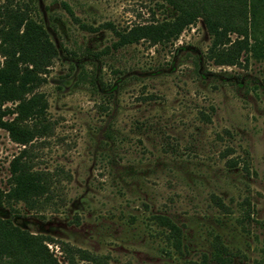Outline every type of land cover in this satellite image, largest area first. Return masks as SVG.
I'll return each mask as SVG.
<instances>
[{"label": "rangeland", "instance_id": "1", "mask_svg": "<svg viewBox=\"0 0 264 264\" xmlns=\"http://www.w3.org/2000/svg\"><path fill=\"white\" fill-rule=\"evenodd\" d=\"M10 1L56 53L37 87L51 131L26 146L49 187L28 206L5 196L23 145L0 127V217L44 236L60 264L59 241L93 264L209 263L218 242L230 264H264L262 62H212L200 18L162 43L116 44L117 31L173 16L162 0Z\"/></svg>", "mask_w": 264, "mask_h": 264}, {"label": "trees", "instance_id": "2", "mask_svg": "<svg viewBox=\"0 0 264 264\" xmlns=\"http://www.w3.org/2000/svg\"><path fill=\"white\" fill-rule=\"evenodd\" d=\"M162 1L175 10L173 16L117 31L116 44L139 38L162 43L176 38L185 26L200 18L210 38L206 56L212 62L232 65L254 59L264 68V0ZM55 53L54 44L27 4L0 2V127L23 145L10 160V187L5 196L27 206L39 202L49 187L48 175L30 168L26 146L51 131L46 98L37 87ZM155 217L178 241V227L164 215ZM45 239L0 217V264H60ZM59 248L66 264L99 262L98 255L65 241H59ZM211 254V262L201 263L230 264L223 244L215 243Z\"/></svg>", "mask_w": 264, "mask_h": 264}]
</instances>
